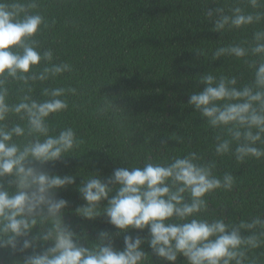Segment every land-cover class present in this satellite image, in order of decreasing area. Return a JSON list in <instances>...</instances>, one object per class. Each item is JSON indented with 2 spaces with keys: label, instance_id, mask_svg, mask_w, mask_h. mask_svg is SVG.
<instances>
[{
  "label": "clouds",
  "instance_id": "clouds-1",
  "mask_svg": "<svg viewBox=\"0 0 264 264\" xmlns=\"http://www.w3.org/2000/svg\"><path fill=\"white\" fill-rule=\"evenodd\" d=\"M247 4L256 11L236 6L226 14L218 7L206 15L215 17V31L221 33L264 22V0ZM39 7L40 0H0V249L24 252L40 240L51 242L17 264H152L142 247L146 239L153 254L170 264L180 256L186 264H258L254 253L264 248V212L234 223L224 214L210 216L208 209L214 194L231 193L238 183L233 172L218 171L219 161L227 157L243 165L264 159V27L254 30L250 41L212 53L214 60H242L250 79L209 72L199 79L206 85L203 91L189 98L214 134L215 158L189 151L116 168L107 180L90 175L78 186L86 201L77 209L80 216L91 220L103 213L107 223L125 233L148 229L146 238L125 235L122 250L102 230L89 248L65 223L69 201L57 195L76 178L36 166L59 161L82 143L73 127L56 131L50 124L68 110V96L77 95V88L42 87L40 98L32 94L37 84L73 71L70 63L55 62L51 48L41 49L38 37L49 22ZM102 201L107 206L100 208ZM37 225L41 232L28 239Z\"/></svg>",
  "mask_w": 264,
  "mask_h": 264
},
{
  "label": "trees",
  "instance_id": "trees-1",
  "mask_svg": "<svg viewBox=\"0 0 264 264\" xmlns=\"http://www.w3.org/2000/svg\"><path fill=\"white\" fill-rule=\"evenodd\" d=\"M236 6L256 11L247 0H40L37 11L49 22L38 37L40 47L51 48L55 62L70 63L73 71L37 84L32 94L40 98L42 87L77 88V95L68 96V110L52 117L50 124L56 131L73 127L82 143L59 161L36 166L76 178L75 184L57 195L69 201L64 221L83 246L99 242L102 230L111 234L118 250L124 248L125 235L148 237L147 228L127 233L115 228L103 213L91 220L78 214L77 209L86 205L78 186L88 176L99 174L107 180L116 168L143 166L146 160L160 161L189 151L215 158L214 134L189 98L203 91L206 85L199 79L209 72L217 77L235 75L241 82L250 79L242 60L212 59L216 48L250 41L253 31L264 27L262 22L215 31V17L209 19L206 13L223 7L230 14ZM218 171L233 172L238 183L231 193L214 194L210 216L224 214L238 223L264 212V159L237 165L225 157L218 162ZM9 191H15L14 186ZM115 194L114 190L110 196ZM106 206L107 201L98 205ZM40 232L37 225L28 239ZM50 246L51 242L40 240L24 252L0 249V264H17ZM142 247L152 264H170L153 254L146 239ZM254 254L258 264H264V248ZM176 264H186V258L180 256Z\"/></svg>",
  "mask_w": 264,
  "mask_h": 264
}]
</instances>
